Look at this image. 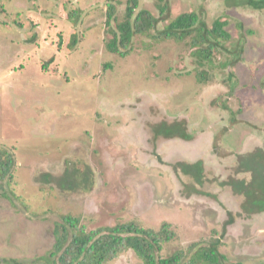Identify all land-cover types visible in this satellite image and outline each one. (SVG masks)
Wrapping results in <instances>:
<instances>
[{
	"label": "rangeland",
	"instance_id": "1",
	"mask_svg": "<svg viewBox=\"0 0 264 264\" xmlns=\"http://www.w3.org/2000/svg\"><path fill=\"white\" fill-rule=\"evenodd\" d=\"M110 1L0 0L23 24L0 34V148L15 155L11 183L19 198L11 203L0 196L1 261L47 264L41 257L53 249L55 224L67 214L87 231L128 223L159 231L167 222L176 233L161 251L168 258L218 238L228 211L238 214L232 191L221 186L236 179L234 186L248 192L250 185L243 182L248 174L240 172L234 155L264 148V10L230 7L225 0H140L136 13L152 12L159 29L196 12L209 25L217 19L228 23V47L244 42L243 62L213 69L221 72L198 83L195 72L187 74L196 64L185 43L167 41L148 49L149 38L141 35L127 58L108 52L105 42L112 35L103 22ZM121 1L120 20L127 5ZM35 32L39 42L26 51L24 43ZM58 34L64 36L61 44ZM74 34L79 41L71 50ZM51 59L44 69L42 63ZM108 64L112 67L105 68ZM230 72L236 75L232 86ZM164 107L174 116L167 120L187 121L194 136L165 141L155 151L146 117ZM227 125L232 129L221 138ZM215 144L223 147L221 157ZM197 161L201 169L194 166ZM179 162L205 194H181L180 175L173 169ZM68 175L78 180L76 188L63 187ZM263 232L264 213L248 221L238 218L222 239L227 264H264ZM106 264L141 261L127 251Z\"/></svg>",
	"mask_w": 264,
	"mask_h": 264
},
{
	"label": "trees",
	"instance_id": "2",
	"mask_svg": "<svg viewBox=\"0 0 264 264\" xmlns=\"http://www.w3.org/2000/svg\"><path fill=\"white\" fill-rule=\"evenodd\" d=\"M230 7L236 8H251L252 10H264V0H225ZM231 2V3H230ZM121 0H111L108 3V10L106 13V20L103 22L106 28V34H111L112 39L105 42L106 50L113 54H117L122 58H127L135 52V40L138 36H146L149 38V43H145L148 49L153 44H161L167 41L174 43H185L190 49L191 56L195 59V68L188 71L187 74L195 72L196 80L198 83H208L212 81L221 71H214L213 69H229L234 68L244 61V52L246 45L243 41L232 48L227 46V43L232 40V34L226 29L227 22L217 19L213 24L209 25L204 19H201L198 13L190 12L184 13L171 20L162 29L157 28L159 19L148 10H140V0H127L124 11V16L120 20L117 15V6L122 5ZM6 4H0V34L4 35L11 32L12 26L22 27L23 24L17 19H12L8 10L4 7ZM161 12L165 11L164 6H160ZM74 19V16H70ZM9 20H13L10 21ZM239 28H243V24L239 23ZM36 29L34 27L33 31ZM15 31V30H13ZM249 35H254L253 30H247ZM59 43L64 41V36L58 34ZM243 37V36H242ZM242 37L240 40H242ZM39 34L35 32L24 43V48L27 50H34L35 48L30 45H35L39 42ZM79 38L76 34L68 40V48L73 49ZM17 40V39H13ZM246 40V39H244ZM32 48V49H29ZM223 57V60L218 57ZM54 59V58H53ZM43 62V68L53 64L54 61ZM220 62H217V61ZM53 62V63H52ZM112 67L108 64L105 68ZM228 85L231 80L236 77L234 72L228 75ZM232 86V85H231ZM232 88V87H231ZM233 89V88H232ZM150 97V94H149ZM139 98V97H138ZM218 100L217 97L214 101ZM211 100L209 105L213 102ZM152 104V103H151ZM156 109V108H155ZM164 110H157L154 115V109L150 110L152 114H147L145 125L148 130L149 143L152 145L153 150H157L160 143L171 140H191L193 134L188 131L187 121H169L167 117H174L172 114ZM223 111H228L226 106ZM222 111V112H223ZM144 115V113H141ZM149 115V116H148ZM230 122H236V115L229 111ZM228 119V118H227ZM225 122H227L225 120ZM232 126V124H230ZM233 127V126H232ZM228 125L222 130L221 138L230 132ZM259 130V128H254ZM221 145L215 144L214 151L217 157L223 155ZM235 163L239 165L240 172H247L243 182L249 184L250 187L244 190L242 187L236 188L235 180L232 179L228 185L221 186L222 189L231 190L232 197L235 203L239 206L238 214L233 211H228L227 219L224 222L223 230L219 233V237H212V239L204 244H193L187 251H176L170 257L163 258L161 251L165 243L171 242L176 238V233L172 231L171 225L165 222L159 231L152 229H143L135 223L118 224L113 227L100 228L98 230L87 231L85 226L81 225L80 219L71 216L70 214L63 215L61 222L55 224L53 230L55 244L53 249L41 257L47 264H106L109 261L116 259L121 253L130 251L133 252L141 261V264H227L228 258L220 252L222 239L225 237L227 229L240 218L244 221L251 220L255 214H263V210L257 206L259 201L264 205V148L258 146L250 152L245 154L234 155ZM179 163L173 164V169L180 175L179 180L181 183V194L185 197L190 195L201 194L206 191L200 187L196 188L199 184L195 180L192 173L184 174L182 172L185 166ZM16 164L15 155L13 151L0 148V181L1 192L0 196L4 199L11 201L18 200L19 198L13 192L11 179L13 176L12 170ZM202 168V162L194 163V166ZM254 166V167H253ZM174 171V172H175ZM67 174H70L67 170ZM185 175V176H183ZM50 174L45 175V179L49 181ZM183 178V179H182ZM201 180V179H200ZM78 180L72 177L65 178L64 188L74 189L78 186ZM212 184L219 183L218 180L211 181ZM222 183V182H220ZM204 184V182H203ZM3 185V186H2ZM6 185L7 187H5ZM191 188V189H190ZM191 190L194 192L191 193ZM190 192V193H189ZM186 194V195H185ZM189 194V195H188ZM259 210L261 212H259ZM247 213V214H246ZM264 233V232H263ZM218 235V231L213 232ZM259 244L262 241H258ZM18 264L16 260H0V264Z\"/></svg>",
	"mask_w": 264,
	"mask_h": 264
}]
</instances>
